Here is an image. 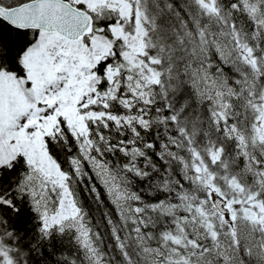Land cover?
Segmentation results:
<instances>
[{"label":"snow or ice","instance_id":"1","mask_svg":"<svg viewBox=\"0 0 264 264\" xmlns=\"http://www.w3.org/2000/svg\"><path fill=\"white\" fill-rule=\"evenodd\" d=\"M0 264H264V0H0Z\"/></svg>","mask_w":264,"mask_h":264}]
</instances>
